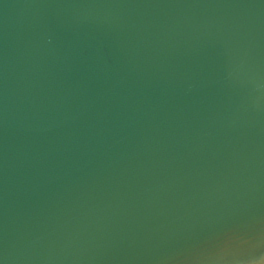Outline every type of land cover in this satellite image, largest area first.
<instances>
[{"label":"water","instance_id":"obj_1","mask_svg":"<svg viewBox=\"0 0 264 264\" xmlns=\"http://www.w3.org/2000/svg\"><path fill=\"white\" fill-rule=\"evenodd\" d=\"M264 264V0H0V264Z\"/></svg>","mask_w":264,"mask_h":264},{"label":"snow or ice","instance_id":"obj_2","mask_svg":"<svg viewBox=\"0 0 264 264\" xmlns=\"http://www.w3.org/2000/svg\"><path fill=\"white\" fill-rule=\"evenodd\" d=\"M249 264H257V262H256V261H252V260H250V261H249Z\"/></svg>","mask_w":264,"mask_h":264}]
</instances>
